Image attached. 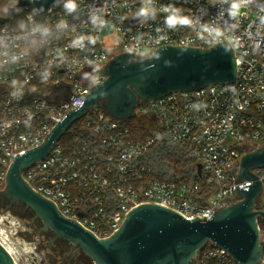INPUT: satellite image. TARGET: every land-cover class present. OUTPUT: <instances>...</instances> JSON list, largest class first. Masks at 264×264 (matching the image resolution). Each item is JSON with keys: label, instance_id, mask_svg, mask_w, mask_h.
<instances>
[{"label": "built area", "instance_id": "1", "mask_svg": "<svg viewBox=\"0 0 264 264\" xmlns=\"http://www.w3.org/2000/svg\"><path fill=\"white\" fill-rule=\"evenodd\" d=\"M63 2L36 18L49 26L48 36L27 48L19 64L0 69V191L6 188L15 158L41 145L70 111L82 105L89 90L106 80L104 66L115 54L151 56L164 45L212 47L224 42L220 36L223 25L234 29L236 40L233 82L140 101L135 111L152 113L156 127L144 138H137L125 120L112 117L100 103H94L53 143L48 155L24 169L22 176L64 216L99 238L120 228L126 214L143 202L160 203L194 219L211 217L240 200L238 190L252 183L239 179L241 157L264 142V23L259 21L260 13L239 6L229 10L227 5H217L218 0H155L154 18L133 21L142 0H78L79 12L68 16ZM169 4L195 15L197 23L192 28H166L165 13L159 9ZM31 7L25 5V10ZM97 10L107 21L103 28L91 23L90 15ZM61 19L67 21V29L57 27ZM110 28L116 42L112 52L104 45L109 38L104 30ZM81 35L96 37L97 43L85 39L82 48L69 47ZM93 68L99 69L98 79H82V73H92ZM46 71L51 76L42 82ZM13 79L23 84L20 99L10 95ZM29 116L32 119L26 125ZM162 139L196 152L198 162L191 177L167 180L154 174L143 155ZM253 172L263 183L259 208L264 210V167ZM257 223L264 244V216L258 215ZM1 234L5 246L7 239ZM196 260L197 264H242L211 240L199 248ZM258 264H264V252Z\"/></svg>", "mask_w": 264, "mask_h": 264}, {"label": "water", "instance_id": "2", "mask_svg": "<svg viewBox=\"0 0 264 264\" xmlns=\"http://www.w3.org/2000/svg\"><path fill=\"white\" fill-rule=\"evenodd\" d=\"M59 1L39 0L37 7L42 6V13H46ZM21 3L29 5L27 0ZM104 70L106 80L89 90L82 105L70 111L41 145L18 155L12 162L6 188L0 191L7 200L5 206L11 210L16 205L27 207L33 221L52 243L68 241L71 245L68 253H82L93 264H193L197 251L208 240L226 249L242 264H258L264 252L257 223V216H264V210L259 208L263 183L253 169L264 167V142L241 157L239 179L252 183L247 189L238 190L240 200L216 210L211 217L194 219L160 203L143 202L132 208L120 228L105 238L64 216L52 200L24 179L23 170L46 157L53 143L94 103H100L112 117L127 120L142 100H153L171 91L233 82L237 61L233 48L226 51L224 42L212 47L164 45L151 56L117 53ZM201 169L199 163L198 173ZM0 264H17L1 242Z\"/></svg>", "mask_w": 264, "mask_h": 264}, {"label": "clouds", "instance_id": "3", "mask_svg": "<svg viewBox=\"0 0 264 264\" xmlns=\"http://www.w3.org/2000/svg\"><path fill=\"white\" fill-rule=\"evenodd\" d=\"M38 3L39 0H27V4L32 5V7L26 11L25 5L21 3V0H0V21H4V23L0 24V69L19 64L24 59L27 48L34 47L48 36L50 32L49 26L45 22L36 19L43 11L42 6L37 7ZM154 3L155 0H142V6L134 15L138 17L151 16L154 18L157 11L152 6ZM217 5H227V9L229 10L237 9L238 6L240 9L255 8L260 13L258 17L259 21L264 23V7L261 5V0H218ZM56 6V3L52 5L53 8ZM63 10L66 16L78 13L80 10L78 0H64ZM159 11L165 13L164 25L170 30H175L178 27L192 28L197 23L195 15L189 16L184 14L174 4L163 5ZM229 14L226 12V15ZM9 20L12 21L11 24L8 23ZM90 20L93 26L99 28L107 25L106 19L98 10L90 15ZM200 23L203 24V21H200ZM57 27L67 29V21L61 19L57 23ZM225 33H228V35H225ZM220 36L224 40L225 50L230 51L236 43L234 29H228L222 25ZM85 39H88L93 44L97 43L96 37L81 35L71 40L69 47L82 48ZM86 63L92 66L91 61H86ZM57 66L59 67V65ZM98 72L99 69L93 68L92 73H82V79L93 82L98 79L96 75ZM50 76V72H44L42 82H46ZM11 87L13 91L10 95L15 99H20L22 92L19 89L23 87V84L13 79ZM31 119L32 117L29 116L28 120H25L24 123L28 125Z\"/></svg>", "mask_w": 264, "mask_h": 264}, {"label": "rangeland", "instance_id": "4", "mask_svg": "<svg viewBox=\"0 0 264 264\" xmlns=\"http://www.w3.org/2000/svg\"><path fill=\"white\" fill-rule=\"evenodd\" d=\"M104 31V36L109 37L105 41V48L112 52L116 44L113 40L115 32L112 28ZM6 203L7 200L0 195V231H3L1 235L7 239L17 263L59 264L56 260L64 256L53 249L56 244L50 241L49 235L43 233L27 212L13 211L5 206Z\"/></svg>", "mask_w": 264, "mask_h": 264}, {"label": "trees", "instance_id": "5", "mask_svg": "<svg viewBox=\"0 0 264 264\" xmlns=\"http://www.w3.org/2000/svg\"><path fill=\"white\" fill-rule=\"evenodd\" d=\"M145 103V101H142ZM152 113H135L125 123L137 138H144L156 130ZM145 162L153 168L155 175L167 180H180L192 176L198 162L196 152L188 146L180 147L167 139L157 142L145 155ZM178 164V165H176ZM82 254V253H81ZM84 264H92L91 259L82 254Z\"/></svg>", "mask_w": 264, "mask_h": 264}, {"label": "flooded vegetation", "instance_id": "6", "mask_svg": "<svg viewBox=\"0 0 264 264\" xmlns=\"http://www.w3.org/2000/svg\"><path fill=\"white\" fill-rule=\"evenodd\" d=\"M16 207L13 209V211L20 210L24 213L27 212L28 215H31V211L27 207H24L21 205H16ZM21 208H23V210ZM55 244H56V246L53 247V249L56 250L59 254H62V256H64L61 260H59V261L56 260V262H58L59 264H84L83 257H82L81 253H75L74 255L71 253H68V251L71 247V245H70V243H68V241L59 240V241H56ZM193 264H197V260H195Z\"/></svg>", "mask_w": 264, "mask_h": 264}, {"label": "bare ground", "instance_id": "7", "mask_svg": "<svg viewBox=\"0 0 264 264\" xmlns=\"http://www.w3.org/2000/svg\"><path fill=\"white\" fill-rule=\"evenodd\" d=\"M2 233H3V231H2ZM4 245H5L6 249L10 252V254L12 255V257L14 258V260H15L16 263H17V260H16V258H15V256H14L13 251H12L11 248H10V245H8V243L6 244V242L4 243ZM17 264H19V263H17Z\"/></svg>", "mask_w": 264, "mask_h": 264}]
</instances>
